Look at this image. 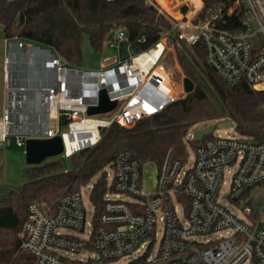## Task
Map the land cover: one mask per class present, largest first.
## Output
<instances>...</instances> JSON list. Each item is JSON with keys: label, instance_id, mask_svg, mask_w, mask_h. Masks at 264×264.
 Returning <instances> with one entry per match:
<instances>
[{"label": "built area", "instance_id": "2783aa9c", "mask_svg": "<svg viewBox=\"0 0 264 264\" xmlns=\"http://www.w3.org/2000/svg\"><path fill=\"white\" fill-rule=\"evenodd\" d=\"M203 9V1L194 0V8L183 12L182 18L172 17L173 29L180 40L189 47L202 43L208 64L228 84L245 80L264 89V0H233L227 17L221 6L201 16ZM106 42L110 47L120 48L122 42L130 46L122 28L116 29L113 39ZM31 45L36 44L27 45L17 39L8 42L5 66L8 101L0 115L5 129L0 142L15 134L17 145L25 146L29 136L61 134L64 142L61 156L67 158L96 144L102 128L114 122L132 126L189 94L183 80L174 82L170 75L166 79L159 70L172 46L170 31L145 51L124 59L116 54L103 60L97 70L80 69L55 52L52 57L42 55L45 59H41V54L40 58L34 54L21 55V47ZM156 47L160 50L146 68L141 56ZM17 56L19 64L14 68ZM38 60L41 63L36 66ZM30 65L31 70L27 69ZM55 66L61 68V96L57 114L52 116L55 98L51 92L57 90L60 79ZM176 84L181 91L171 95L167 88L177 87ZM13 88L28 93L20 95ZM102 89L111 100L117 101V106L88 115L90 106L99 105ZM27 110L45 117L46 122H36L34 128L25 130L23 115ZM79 114L82 116L78 119ZM62 116L68 126L64 132ZM91 122L95 127L88 125ZM183 164L168 148L159 165L154 192L145 193L143 165L131 150H119L108 165L113 178L107 186L102 211L93 220L89 233L80 189L62 194L54 208L39 201L29 203L28 218L21 232L22 249L33 254L34 264H117L121 256L134 251L140 253L128 264L140 258L142 264H264L261 216L246 205L243 207L246 218H240L219 197L226 171L230 174L227 195L236 203L240 202V191L264 182V139L206 138L194 148L193 165L182 172ZM107 192L123 194L128 199L107 198ZM159 222L161 239L155 248ZM64 228L75 233L61 232ZM221 230H232L233 234L204 240ZM60 251L94 254L73 259Z\"/></svg>", "mask_w": 264, "mask_h": 264}, {"label": "trees", "instance_id": "16d2710c", "mask_svg": "<svg viewBox=\"0 0 264 264\" xmlns=\"http://www.w3.org/2000/svg\"><path fill=\"white\" fill-rule=\"evenodd\" d=\"M174 1V0H173ZM204 16L223 8L225 17L233 0H202ZM173 11L172 0H164ZM184 6L183 11H187ZM0 24L6 39H17L51 48L71 65L82 62V42L89 35L94 50H101L111 31L122 28L135 52L153 46L166 31L184 74L195 83L186 98L132 126L118 122L101 129L100 140L69 156L67 169L61 156L25 168V182L0 197V264H34L31 252L22 249L21 232L28 205L39 201L54 208L62 194L78 191L97 176L90 197L96 215L102 211L108 186L107 167L114 155L129 149L141 162L160 165L168 148L175 158L187 160L186 137L200 120L231 119L242 136L264 139V89L247 81L230 85L209 64L202 43L186 46L173 29V19L157 0H0ZM142 37L144 39H142ZM212 133L199 140L196 148ZM137 259L131 264H142Z\"/></svg>", "mask_w": 264, "mask_h": 264}, {"label": "rangeland", "instance_id": "374dc122", "mask_svg": "<svg viewBox=\"0 0 264 264\" xmlns=\"http://www.w3.org/2000/svg\"><path fill=\"white\" fill-rule=\"evenodd\" d=\"M157 2L160 4V7L163 10H165L168 14H170L173 18L176 19L182 18V13L184 12L183 11L184 6H187L188 8L187 10L190 11L194 8V0H174V1L172 0L171 6L173 7V11L171 10V8H169V6L168 7L166 6L164 0H157ZM3 38H4L3 25L0 24V47ZM24 43L27 45L30 44L26 41ZM40 47L45 48L42 46ZM134 53L135 51L132 48V46H129L126 42H122L120 44V48L110 47L108 45V42H105L103 48L101 50L96 51L93 49L90 43L89 35L85 34L82 42V62L78 67L80 69H86V70H97L102 67V62L105 59H108L116 54H119V57L121 59H124ZM7 55H8V51H7ZM17 59H19L18 56L15 59V63H13L14 68L18 67L19 64L17 62ZM40 63L41 61L38 60L36 62V66ZM162 65H164V67ZM162 65H161L162 69H165L166 73L170 75V77L174 80V82L180 83L182 82L183 78L186 76L184 74L181 65L179 64L176 55V50L173 45L171 46L164 61H162ZM30 68L31 65L27 69ZM5 81H7V78L5 79ZM3 84H4L3 75L0 72V90ZM176 85L177 87L169 88L168 93H170L171 95H176V93L180 92L181 88L178 86V84ZM81 116L82 114H79L77 118L79 119ZM23 120L25 121L23 126L25 130L31 129L32 127L34 128L36 126V122L37 123L46 122L45 117L43 118L39 114H34L30 111L28 112V110L26 114L23 115ZM61 121H62L61 131L62 132L67 131L68 126H67L66 118L62 116ZM219 121H220L219 119H214V120L204 119L197 121L192 125L186 137V150L188 152V156H187V160L184 161L182 172L187 171L193 165L194 162V147L190 143V140L193 139V134L195 130L204 128L209 124L213 123L215 125L212 131L213 136L231 137V138H237L242 136L240 132L237 130L235 122H233L229 127H219L218 126ZM15 139H16V135L12 134L7 137L6 141L0 142V192L2 196L7 195L12 189L19 188L25 182L26 180L25 168L30 165L26 161L25 146L17 145ZM52 158H48L46 160ZM61 159L63 160L64 165L67 169L72 168V162L69 157L63 158L61 156ZM142 170H143V180H144L142 189L145 193H152L154 192L157 184L159 166L156 165L155 163H146L143 165ZM106 171L109 174L108 175V186H109L113 178V171L110 167H107ZM96 178L97 176L93 177L85 186L81 188L84 205L86 206V210H87V220L89 222V224L87 225V233H89L88 231L92 229V222L95 219L97 213L95 205L93 204L90 197ZM224 181L225 183H223L219 191V197L222 200L223 204L228 206V208L240 218H246V215L243 211V207L249 205L251 208H253L256 214L261 216V219L263 221L262 226L264 227V182L254 185L250 188H247L246 190L240 191L239 192V195L241 196L240 202L236 203L232 201L231 197L227 195L230 192V174L227 171L225 172L224 175ZM107 193H108L106 196L107 198L128 199V196L123 194H119L115 192H107ZM179 214L182 218H184L183 215L184 213L182 209H180ZM161 227H162L161 222H159V231L156 236V243L154 244L155 248L157 247L161 239ZM60 231L64 233H75L73 230L66 228L61 229ZM232 234H233L232 230L230 231L221 230L205 236L204 240L220 239L222 237L231 236ZM60 252H62V254H66L67 256L73 259L86 258L89 254L91 255L94 254V252H89V251H84L81 254L70 253V252L65 253L64 251H60ZM139 253L140 252L138 251H134L125 254L117 260V264H128L133 259H135L139 255Z\"/></svg>", "mask_w": 264, "mask_h": 264}, {"label": "water", "instance_id": "95a60500", "mask_svg": "<svg viewBox=\"0 0 264 264\" xmlns=\"http://www.w3.org/2000/svg\"><path fill=\"white\" fill-rule=\"evenodd\" d=\"M115 31H111L107 36V40H112ZM33 48L39 52H46L47 55L52 57L54 52L51 48H41L39 45L27 46ZM46 55V56H47ZM185 90L187 92H192L195 87L194 81L189 77L185 76L183 78ZM117 106L116 100H111L105 89H102L100 92V103L96 106H90L87 110L88 115H94L99 113H104L109 110H112ZM234 121L231 119H223L218 122L219 127H229ZM215 125L213 123L208 126L195 130L193 134L194 140H199L203 136L212 133ZM64 150V142L61 134H56L53 137H33L29 136L25 139V155L26 161L30 165L40 164L48 158L60 156Z\"/></svg>", "mask_w": 264, "mask_h": 264}, {"label": "bare ground", "instance_id": "6f19581e", "mask_svg": "<svg viewBox=\"0 0 264 264\" xmlns=\"http://www.w3.org/2000/svg\"><path fill=\"white\" fill-rule=\"evenodd\" d=\"M159 50H160V47H156V48H154L151 52H146L145 54H143L142 56H141V59L140 60H142L143 62H144V65H145V67L146 68H149L151 65H152V63H153V61H154V55H156L158 52H159ZM21 55L23 54V55H29V54H31V55H35L36 57H38V58H40V54H41V56L43 55H47V53L46 52H39V51H36L35 49H33V48H29V47H26V49L24 48V47H21ZM41 57V59L43 58V59H45L44 57ZM47 56H49V55H47ZM164 67V66H163ZM55 69H56V72L58 73V76L60 77V79H58V85H57V90H54L53 92H51L52 93V95H53V97L55 98V100H53L52 101V106H51V115L52 116H55L56 114H57V104H58V102H59V97L61 96V68L59 67V66H55L54 67ZM159 70H161L163 73H164V75H165V78L167 79L168 78V74L166 73V71H165V69H162V67H161V65H160V68H159ZM167 70V69H166ZM174 89V88H173ZM175 90V89H174ZM12 91H14V93H18V94H22L23 95V93L25 92H27V90H21V89H19V88H13V90ZM167 91H169V88H167ZM174 92V91H173ZM28 93V92H27ZM60 100H61V98H60ZM3 120L2 119H0V136H2L3 135V133H4V126L2 125V122ZM83 123V122H82ZM82 123H79L80 124V126L82 125ZM88 125H90V126H92V127H95V124L94 123H89ZM17 127V126H16ZM68 137L70 138L71 137V135H68ZM69 145H70V140H69Z\"/></svg>", "mask_w": 264, "mask_h": 264}, {"label": "crops", "instance_id": "0c3cea01", "mask_svg": "<svg viewBox=\"0 0 264 264\" xmlns=\"http://www.w3.org/2000/svg\"><path fill=\"white\" fill-rule=\"evenodd\" d=\"M170 6V5H169ZM168 7V6H167ZM8 42L9 39L3 38V41L1 42L0 47V72L3 75L4 84L2 85V88L0 90V115L2 113L3 107L7 104L8 101V92L6 89V74H5V66H6V59H7V51H8ZM0 192V197H1Z\"/></svg>", "mask_w": 264, "mask_h": 264}]
</instances>
